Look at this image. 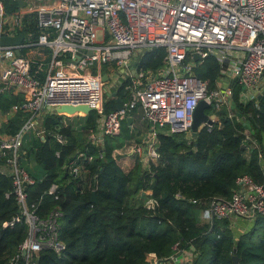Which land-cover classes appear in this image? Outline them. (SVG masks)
Here are the masks:
<instances>
[{
  "label": "built area",
  "instance_id": "2783aa9c",
  "mask_svg": "<svg viewBox=\"0 0 264 264\" xmlns=\"http://www.w3.org/2000/svg\"><path fill=\"white\" fill-rule=\"evenodd\" d=\"M22 1L24 8L6 14L0 0V40L19 35L30 16L37 34L34 41L33 33L27 32L21 33L19 45H0V94L21 95V102L6 114L20 111L29 117L16 134H0V161L12 177L19 219L27 227L19 252L25 264H35L40 251L60 255L65 249L57 230L59 214L53 212L42 219L37 205L29 203L26 188L34 181L20 162L22 137L37 130L38 116L45 107L85 106L100 114L96 132L89 135L94 144L117 135L122 121L140 109L142 120L152 129L137 151L143 147L148 159L157 161L156 129L191 135L198 104L203 101L210 108H231L234 83L242 87V100L263 94L264 0ZM155 49L166 54L163 68L156 73L139 66L140 58ZM210 55L224 66L216 89H209L193 73L196 64ZM133 64L135 75L131 73ZM106 65L126 76V99L119 110L108 114L103 113L101 103L104 82L100 67ZM208 116L215 121L214 115ZM56 139L64 142L61 135ZM72 172L76 174L78 168ZM236 183L230 199L215 198L203 205L205 223L228 220L233 228L237 220L254 222L264 217V182L259 185L243 176ZM56 188L52 185L48 194H54ZM145 206L153 208L154 201L147 200ZM192 257L193 249L183 251L175 245L165 263L188 264ZM147 260L159 264L154 255Z\"/></svg>",
  "mask_w": 264,
  "mask_h": 264
},
{
  "label": "trees",
  "instance_id": "16d2710c",
  "mask_svg": "<svg viewBox=\"0 0 264 264\" xmlns=\"http://www.w3.org/2000/svg\"><path fill=\"white\" fill-rule=\"evenodd\" d=\"M1 2L6 14L20 10L15 0ZM19 32H32L35 40L33 17ZM165 55L163 49L148 51L139 66L156 73L163 68ZM102 68L106 71L107 66ZM223 72L224 66L211 55L193 69L209 89L219 86ZM242 92L240 85L232 84L234 109L209 108L205 113L216 120L200 127L195 138L186 133L157 134L156 163L143 169L140 159H135L128 172L114 157L115 150L134 138L127 119L117 135L104 137L101 144L89 140L99 123L96 111L73 119L51 113L38 120L39 131L25 133L21 141L20 162L34 181L26 193L29 203L37 205L40 218L59 214L57 230L65 249L60 255L40 251L37 264H154L147 260L149 255L163 264L175 245L183 251L193 249L188 264H234V255L237 264H264V217H257L249 231L238 237L228 220L211 225L199 222L203 205L215 198L230 199L239 178L247 176L259 185L264 182L260 164L264 94L242 100ZM115 93V98L104 102V114L117 109L116 98L125 101L123 85ZM21 100V95L0 94V113L6 114ZM238 113L249 122L250 130L241 125ZM28 117L16 112L0 133L16 134ZM56 135L64 142L59 143ZM52 185L57 188L48 194ZM146 191L150 194L142 195ZM92 194L96 203L91 202ZM149 199L154 201L153 208L145 206ZM19 218L12 177L0 169V264H25L19 247L27 237V227Z\"/></svg>",
  "mask_w": 264,
  "mask_h": 264
},
{
  "label": "rangeland",
  "instance_id": "374dc122",
  "mask_svg": "<svg viewBox=\"0 0 264 264\" xmlns=\"http://www.w3.org/2000/svg\"><path fill=\"white\" fill-rule=\"evenodd\" d=\"M48 58L49 57H47V59ZM106 66H107L106 71H103V68L100 67V73L102 75L103 74H107L108 75V80H107L106 83H104L103 89H102V92H101V103H102V106H103L104 102L107 99H109L112 94H114V92L119 90L120 86L123 85L124 80L126 78L125 75H117V69L113 65H106ZM92 73H95V71H92ZM120 82H121V84H120ZM219 83H221V79L219 80ZM119 84H120V86H119ZM79 113L80 112H76L74 116H82V115H79ZM14 115H15L14 113H8V114H1L0 113V130H3V128L6 126L8 120L13 118ZM69 117H70V119H73V115H71ZM40 118H41V116H40ZM140 119H141V121H140V123H138V127H136L133 130L134 138H132L131 140L127 141L122 148L118 149V152L120 154H118L116 152L114 153V157L116 158L118 164L121 166V168L124 170V172H128V171L131 170V168H129V167H130L131 162L133 161L134 157H136V159H138L139 154L143 151V149H141L143 147L140 148V151H137L139 146L142 144V142L144 140L148 139L150 137V135H151V133L149 131L150 129H152L151 125L146 123L145 121H143L142 120V116H141ZM214 119L216 120V118H214ZM137 122H139V121H137ZM198 128H199V125H198ZM29 131H31V130H29ZM29 131H27V132H29ZM37 131H39V129ZM37 131H36V133H37ZM191 131H192V129H191ZM161 132H162V129H156V133L157 134H159ZM186 136L188 137L187 134H186ZM126 164H128V165H126ZM0 166L4 167L1 164H0ZM199 221H200V219H199ZM238 222H240V224H237V222L234 223L232 229L236 230V231H238V232H240L242 234L247 232V231H249L250 227L253 224V222L246 221L248 223H245V222H243L241 220L240 221L238 220ZM241 224H244V225H241Z\"/></svg>",
  "mask_w": 264,
  "mask_h": 264
},
{
  "label": "water",
  "instance_id": "95a60500",
  "mask_svg": "<svg viewBox=\"0 0 264 264\" xmlns=\"http://www.w3.org/2000/svg\"><path fill=\"white\" fill-rule=\"evenodd\" d=\"M15 2L17 3L19 8H24V2L22 0H15ZM23 36L20 33L19 35H17L16 37H3L0 40V45L1 46H15V45H19L22 42ZM17 55H20L19 51H16ZM88 56L91 55V52H87ZM80 54L76 55V58H80ZM194 61L198 62L199 61V57L197 55L193 56ZM134 66L135 64H133L132 68H131V73L135 75V70H134ZM108 80V75L107 74H103L102 75V81L105 83ZM225 82H224V86H225ZM264 94V91H263ZM261 96V95H260ZM259 96V98H260ZM111 97H116V93L112 94ZM116 101L118 102L117 105V110H119L122 105L123 102L119 99L116 98ZM234 103H231V109H234ZM209 105H207L205 102H200L194 112V118H193V124H192V131H191V137L195 138L197 136V131L198 129L203 125H211L213 122L208 118L207 114L205 113L208 109H209ZM91 111H93L92 109L85 107V106H77V107H72V106H47L44 109V115L47 114H51V113H55L57 115H62V114H68V115H75L76 112H80L83 113L84 116L88 115ZM239 122L241 123V125L244 127L245 130H250V125L249 122L243 118V116L241 114H236ZM127 123L130 124L131 123V118H127ZM199 125V128H198ZM144 195V193L142 194ZM92 203H96V199H95V195L92 194V199H91ZM213 224V222H212ZM233 263L237 264L238 263V257L237 256H233L232 257ZM38 261H36L37 264Z\"/></svg>",
  "mask_w": 264,
  "mask_h": 264
},
{
  "label": "crops",
  "instance_id": "0c3cea01",
  "mask_svg": "<svg viewBox=\"0 0 264 264\" xmlns=\"http://www.w3.org/2000/svg\"><path fill=\"white\" fill-rule=\"evenodd\" d=\"M122 74V72H117V75H121ZM124 75V74H123ZM223 84H224V82H222ZM120 86V85H119ZM115 93V92H114ZM79 115H83V113H79ZM141 115H142V113H141V110L140 109H137L135 112H134V114H133V116L131 117V123L130 124H128V127H129V129H131L132 131L136 128V127H138V123H140V121H141ZM41 118L44 116V112L43 113H41ZM40 116H38V119H37V129L40 127V124H39V122H38V120L40 121L41 120V118H40ZM208 116V115H207ZM208 118L211 120V118L208 116ZM137 121H139V122H137ZM99 124V123H98ZM150 131V133H151V129L149 130ZM149 133V134H150ZM148 134V135H149ZM262 147H263V152H262V154L260 155V164H261V166H262V169H263V172H264V138H263V141H262ZM118 153V154H120L119 152H118V149L117 150H115L114 151V153ZM146 149H143V151L139 154V156H138V159H140V161H141V166H142V168L143 169H147L148 168V164H150V163H153V164H155L156 163V161H151V160H149L148 159V157H147V155H146ZM132 153V152H131ZM135 159H136V157H134V159H133V161L131 162V165H130V167L129 168H132L133 167V165H134V163H135ZM129 162V161H128ZM126 165H128V164H126ZM1 170H3V171H5V168L4 167H1L0 168ZM150 194V192L149 191H146L145 193H144V195H149ZM199 219H200V223H205L204 222V220H203V216H202V214L200 215L199 214ZM240 221V220H239ZM243 222H245V221H243ZM245 223H248V222H245ZM237 224H240V222H238V220H237ZM241 225H244V224H241ZM233 233H234V236L235 237H238L239 235H241L242 233H240V232H238V231H236V230H233ZM240 233V234H239ZM151 257H153V256H151ZM187 260V258L186 257H184V261H186Z\"/></svg>",
  "mask_w": 264,
  "mask_h": 264
}]
</instances>
